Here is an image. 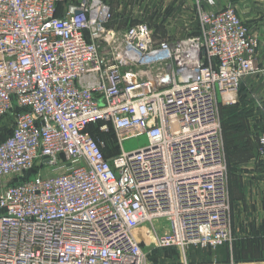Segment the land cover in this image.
Listing matches in <instances>:
<instances>
[{
    "label": "built area",
    "instance_id": "obj_1",
    "mask_svg": "<svg viewBox=\"0 0 264 264\" xmlns=\"http://www.w3.org/2000/svg\"><path fill=\"white\" fill-rule=\"evenodd\" d=\"M217 1L158 41L107 0H0V264H194L233 240L219 98L260 71V38Z\"/></svg>",
    "mask_w": 264,
    "mask_h": 264
},
{
    "label": "rangeland",
    "instance_id": "obj_2",
    "mask_svg": "<svg viewBox=\"0 0 264 264\" xmlns=\"http://www.w3.org/2000/svg\"><path fill=\"white\" fill-rule=\"evenodd\" d=\"M107 1H110L109 3L114 7V19L111 23L113 26L125 28L137 22H146L150 25L154 37L158 41L174 40L198 34L200 30L199 10L203 4L200 0H114L115 4H112L111 0ZM223 1L225 0L220 1V4ZM121 5L123 6L121 7ZM218 5L219 3L216 6ZM245 22L249 26L248 22ZM241 87L242 83L238 90L231 93V96H224V98L220 96L219 98L222 137L228 164V180L234 174L235 160L241 159L246 154L242 146L252 147L257 144L259 151L258 134L263 131L261 123L264 121V117L261 105L264 98L250 104L248 99L253 100L252 95L243 94ZM13 123L14 116L12 114H8L0 121V141L11 132ZM99 136L105 137V140L112 145L109 149H106L107 153H114L121 149L120 146L113 145L114 140L111 132L104 135L100 133ZM146 144H148L147 136L140 134L126 138L123 147L126 150H133ZM259 156L264 160V156L261 155L260 151ZM223 247L225 245L209 250L191 248L188 251V259L194 264H205V256L212 255L215 251L223 249ZM260 252L262 254L261 263H264V248ZM160 254L155 251L152 258L159 261L157 258ZM165 254L166 256H175L176 259L179 256L174 249L165 251ZM235 260L245 262L249 259L236 256Z\"/></svg>",
    "mask_w": 264,
    "mask_h": 264
},
{
    "label": "crops",
    "instance_id": "obj_3",
    "mask_svg": "<svg viewBox=\"0 0 264 264\" xmlns=\"http://www.w3.org/2000/svg\"><path fill=\"white\" fill-rule=\"evenodd\" d=\"M220 1L217 8L235 6L252 33L260 38L256 60L260 71L245 76L241 87L243 94L252 95L253 100L250 98L248 102L255 103L264 98V0H225L221 4ZM111 3L115 4L114 0ZM261 126L264 131V121ZM242 148L246 154L235 160L234 174L228 180L233 240L223 249L205 256V264L227 263L236 256L249 259L241 262L244 264H264L260 252L264 248V160L259 156L257 144Z\"/></svg>",
    "mask_w": 264,
    "mask_h": 264
},
{
    "label": "bare ground",
    "instance_id": "obj_4",
    "mask_svg": "<svg viewBox=\"0 0 264 264\" xmlns=\"http://www.w3.org/2000/svg\"><path fill=\"white\" fill-rule=\"evenodd\" d=\"M232 92H233V91L226 92V93H225V96H226V97L231 96V93H232Z\"/></svg>",
    "mask_w": 264,
    "mask_h": 264
},
{
    "label": "trees",
    "instance_id": "obj_5",
    "mask_svg": "<svg viewBox=\"0 0 264 264\" xmlns=\"http://www.w3.org/2000/svg\"><path fill=\"white\" fill-rule=\"evenodd\" d=\"M11 131H12V129H11ZM10 133H11V132H10ZM10 133H9V134H10ZM9 134H8L7 136H9ZM99 134H100V133H99ZM7 136H6V137H7ZM6 137H5V138H6ZM5 138H4V139H5ZM4 139H3V140H4ZM1 141H2V140H1ZM1 141H0V142H1ZM29 174H30V172L28 173V175H29ZM174 259H176V257H175V256H172V260H174Z\"/></svg>",
    "mask_w": 264,
    "mask_h": 264
}]
</instances>
